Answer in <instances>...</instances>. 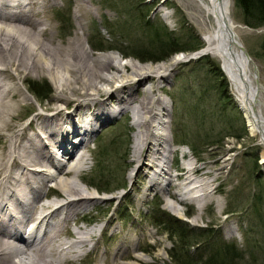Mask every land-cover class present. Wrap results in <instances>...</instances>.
Returning <instances> with one entry per match:
<instances>
[{"label":"bare ground","instance_id":"obj_1","mask_svg":"<svg viewBox=\"0 0 264 264\" xmlns=\"http://www.w3.org/2000/svg\"><path fill=\"white\" fill-rule=\"evenodd\" d=\"M56 5L57 0H0V264H87L82 260L98 251L101 264H146L143 255L127 251L126 235L117 236L111 247H100L104 230L118 233L111 226L113 211L106 222H79L98 199L109 205L117 198L96 195L76 180L89 170V139L105 121L131 113L127 177L144 180L137 204L154 189L177 201L195 200L204 208L221 189L220 182L214 184L217 167L196 163L184 150L179 154L186 160L178 161V148L165 131L163 117L169 114L157 92L177 58L122 63L124 57L116 52L93 51L85 34L93 8L85 0H76L73 7L76 29L61 37L52 22ZM230 7V0H191L189 14L202 39V47L192 54L216 58L248 129L264 144L257 65L240 37L244 25L234 19ZM41 76L53 85L51 97L37 102L38 109L25 124H16L23 106H32L25 83ZM164 206L179 213L174 201ZM218 208L221 212L220 204ZM146 235L153 233L136 237L133 249L164 243L159 237L149 243ZM122 257L129 261L120 262Z\"/></svg>","mask_w":264,"mask_h":264},{"label":"rangeland","instance_id":"obj_2","mask_svg":"<svg viewBox=\"0 0 264 264\" xmlns=\"http://www.w3.org/2000/svg\"><path fill=\"white\" fill-rule=\"evenodd\" d=\"M75 1L57 0V5L51 9L54 31L59 32L61 37H68L77 27L73 17ZM230 1V12L234 19L244 25L239 30L240 37L247 54L256 62L259 97L264 103V25L247 26L241 21L235 1ZM85 3L93 8L85 25V34L93 51L116 52L120 58L124 57L122 63L125 59L143 64L167 63L173 57L177 58L176 63L168 66V80L162 82L163 89L157 92L166 102L165 111L169 114L163 117L166 119L165 131L174 140L173 146L178 148V161L186 160V157L180 158L179 154L184 150L189 153L188 158L197 160L196 163L206 162L212 168L217 167L219 177L214 184L220 182L221 189L204 208H200L195 200L177 201L154 189L148 190L137 204L135 197H140L144 190V180H141L142 177L132 180L127 177L130 171L127 153L134 126L130 122L131 113H118L115 118L101 124L89 139V170L84 176L76 178L79 185L96 195L108 198L113 194L117 198L111 199L109 205L106 199H98L79 222H106L113 211L114 222L111 226L118 233L112 235L104 230L99 238L100 247L104 244L111 247L118 242L117 236L126 235L129 237L127 251L143 255L146 264H203L208 248L218 240L232 242L242 253L240 259L225 260V264L229 261V264H264V144L257 134L248 129L228 78L216 58L210 54L193 55L195 51L190 50L168 53L170 48H166L168 54L162 59H146L151 55L161 56L157 51V40L153 39L146 26L148 19L152 24L158 22L172 31L170 36L178 39V46H184L187 40L194 39V43L198 40L202 47L201 36L189 14L191 0H85ZM135 52H141V59L145 60L134 57ZM203 56L219 66L226 88L223 80L214 76L205 61L201 60ZM32 82L44 84L49 89L36 95L29 88ZM25 85L30 93L22 89L34 109L23 106L20 112L22 117L15 119L16 124H25L31 113L38 109L37 102H46L53 92V85L46 76L30 78ZM261 107L264 115V104ZM92 184L96 188L99 186L110 190L99 191ZM167 200L174 201L179 213H172L164 206ZM217 203L221 205V212ZM216 214L218 218L212 220ZM163 215L175 218L188 232L200 234L191 232L193 235L185 236L182 240L164 229L165 222H159ZM206 227L207 235L202 234L206 231L200 230ZM228 228H231L230 232ZM148 231L153 233L152 236L146 235L149 243L156 237L163 239L164 243L152 248L133 249L134 239L142 238ZM99 252L93 253L94 258L90 255L82 262L90 264L95 259L97 264H101ZM218 255L216 257L220 259ZM197 257L201 259L195 260ZM118 260L129 261L123 257Z\"/></svg>","mask_w":264,"mask_h":264},{"label":"trees","instance_id":"obj_3","mask_svg":"<svg viewBox=\"0 0 264 264\" xmlns=\"http://www.w3.org/2000/svg\"><path fill=\"white\" fill-rule=\"evenodd\" d=\"M235 1V5L238 7L240 15H241V21L244 22L247 26L252 27H261L264 25V0H233ZM146 26L150 30V35L153 37V39L157 40V45H159V48H157V51L160 53L161 56L153 57L147 56L146 59H162L165 57L168 53H173L177 51H196L198 48L201 47L200 42L197 40L194 43V39L187 40L184 46H178V39L174 38L173 36H170V33L172 31H169L166 26L160 25V23H154L148 19L146 21ZM262 47H263V53H264V37L262 39ZM166 48H170L169 52H165ZM167 53V54H166ZM132 55V54H131ZM134 57L141 59L142 56L141 52H135ZM145 60V59H142ZM202 61H205L207 66L209 67V71H212V74L220 79L223 80V86H226L225 78L223 77V74L221 70L219 69V66L216 63H213L209 61L208 59L203 58ZM48 86L44 84H38L36 82H32V85L30 84V90L34 92V94L39 95L40 93L44 91H48L49 88H46ZM226 88V87H225ZM45 94V93H43ZM93 185V184H92ZM94 186V185H93ZM96 190L99 191H106L108 192L110 189H104L102 187L94 186ZM157 214V213H155ZM161 223L165 222L164 229L167 230V232H171L174 235H177L178 237H181L182 240L185 236H191L192 233L200 234L189 231L187 228L181 226L175 218H172L171 216H164L162 218V221H159ZM264 224V223H262ZM200 230L206 231L205 234L207 235V227L206 229L200 228ZM192 232V233H191ZM198 248V247H197ZM196 248V249H197ZM218 253L222 255H218ZM202 254L201 256H203ZM220 257V259H217ZM242 257V253L237 251V247L232 243H226L224 241L218 240L212 246L208 248L207 256L203 259V264H225V260L228 261L229 259H240ZM201 257H197L195 260H200ZM224 260V261H223ZM231 261H229L230 263ZM227 263V264H229Z\"/></svg>","mask_w":264,"mask_h":264}]
</instances>
